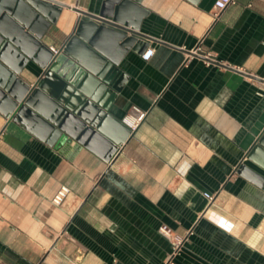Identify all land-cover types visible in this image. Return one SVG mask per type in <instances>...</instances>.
I'll return each mask as SVG.
<instances>
[{
  "label": "crops",
  "instance_id": "crops-1",
  "mask_svg": "<svg viewBox=\"0 0 264 264\" xmlns=\"http://www.w3.org/2000/svg\"><path fill=\"white\" fill-rule=\"evenodd\" d=\"M60 1L49 51L73 31L75 8L98 14L105 0ZM215 1H142L141 38L155 54L124 56L128 78L109 112L148 113L110 160L0 115V264H166L162 225L187 236L174 264H264V186L239 172H264L248 158L264 131V0L218 14ZM43 73L31 60L21 77Z\"/></svg>",
  "mask_w": 264,
  "mask_h": 264
},
{
  "label": "water",
  "instance_id": "water-1",
  "mask_svg": "<svg viewBox=\"0 0 264 264\" xmlns=\"http://www.w3.org/2000/svg\"><path fill=\"white\" fill-rule=\"evenodd\" d=\"M143 0H105L98 14L80 16L54 57L42 42L67 6L60 0H0V115L24 123L55 144L69 136L106 160L136 131L109 109L127 81L120 64L144 51ZM33 60L44 68L34 83L21 74ZM255 77V76H254ZM264 170V131L248 152ZM239 172L264 186V172L242 164Z\"/></svg>",
  "mask_w": 264,
  "mask_h": 264
},
{
  "label": "built area",
  "instance_id": "built-area-1",
  "mask_svg": "<svg viewBox=\"0 0 264 264\" xmlns=\"http://www.w3.org/2000/svg\"><path fill=\"white\" fill-rule=\"evenodd\" d=\"M237 0H216L214 4L215 8V14H218L219 12L223 11L229 4L235 3ZM61 47H56L54 45H50V50L53 53V56L55 57L60 52ZM201 49L200 46H198L194 52H199ZM155 54V48L154 47H147L146 50L142 53V58L144 60H150L152 56ZM207 56H211L207 54ZM147 111L143 110L137 105H133L131 110L123 117L122 122L127 125L132 132L136 131L140 125L144 122V120L147 117ZM121 145L119 146V148ZM119 150V149H118ZM70 193V187L67 185H62L58 191L53 195L52 197V203L56 206H61L64 201L66 200L68 194ZM204 196L211 202L214 200L215 195L211 192H204ZM160 231L167 236L173 244V249L170 254V257L166 264H174V257L180 252L184 242L187 239L186 235L180 234L173 230L168 225H162L160 227Z\"/></svg>",
  "mask_w": 264,
  "mask_h": 264
}]
</instances>
